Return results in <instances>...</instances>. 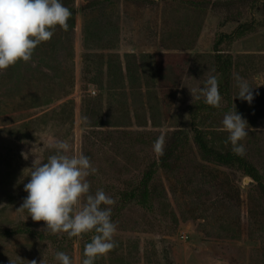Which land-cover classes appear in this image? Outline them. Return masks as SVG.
Returning <instances> with one entry per match:
<instances>
[{"label":"rangeland","instance_id":"obj_1","mask_svg":"<svg viewBox=\"0 0 264 264\" xmlns=\"http://www.w3.org/2000/svg\"><path fill=\"white\" fill-rule=\"evenodd\" d=\"M62 3L77 10L68 30L57 26L29 62L0 71V224L48 230L20 209L24 186L34 162H46L54 144L66 141L68 155L87 156L95 169L86 178L90 192L102 189L115 201L117 246L95 264H264L256 183L238 167L204 160L190 119L205 103L200 90L209 76L219 91L224 84L214 50L219 36L252 24L221 44L233 60L228 96L219 108H201L197 121L211 145L231 149L222 120L236 109L248 123L244 156L264 176V0ZM237 77L253 87L251 104L236 98ZM179 129L176 158L155 173L152 208L136 201L117 207L118 193L136 188L158 160L155 140L163 136L165 150ZM56 235L0 236V264H59L58 251L82 264L95 233Z\"/></svg>","mask_w":264,"mask_h":264},{"label":"clouds","instance_id":"obj_2","mask_svg":"<svg viewBox=\"0 0 264 264\" xmlns=\"http://www.w3.org/2000/svg\"><path fill=\"white\" fill-rule=\"evenodd\" d=\"M72 16L62 0H0V71L17 62H29L33 52L42 42L49 41L55 28L68 30ZM237 97L249 104L254 99L253 87L243 78L237 77ZM205 103L219 108L222 96L215 75L209 76L200 90ZM228 133V142L236 155L245 154L242 141L249 135L248 123L240 113L228 112L222 120ZM165 138L158 137L153 144L157 156L164 155ZM55 153L44 163H35L30 171V180L24 186L27 193L20 209L26 210L33 221H44L52 234L66 233L69 238H80L95 233L85 245L82 264H95L97 258L112 251L117 243L114 236L117 225L112 221L113 198L102 189L90 192L86 179L95 172L90 159L81 154L70 156L69 144L58 141ZM84 199L83 206L81 200ZM55 259L59 264H72V259L58 251ZM36 264V261H32Z\"/></svg>","mask_w":264,"mask_h":264},{"label":"trees","instance_id":"obj_3","mask_svg":"<svg viewBox=\"0 0 264 264\" xmlns=\"http://www.w3.org/2000/svg\"><path fill=\"white\" fill-rule=\"evenodd\" d=\"M197 4L196 1H194ZM88 5H83L84 9ZM72 12V16L70 18H74L76 15V8H69ZM252 24L242 23L232 32V34L222 33L218 40L216 41L214 50L216 52V66L218 72L224 78V84L220 87L221 96H228V84H229V75L231 72V68L233 65V60L230 55H225L220 46L226 41H229L235 38L237 35L246 33L252 29ZM201 108H209L207 110H212L214 107L204 103L202 105L197 106L192 110L191 126L193 130V141L195 146L197 147L202 158L208 162L225 166V167H238L243 172L251 177V179L256 183L257 190L264 200V176L259 170V168L249 159H247L244 155H236L232 152L231 149H219L210 144L204 130L198 124V116ZM181 141V129L176 131L169 141L166 149L164 150V155L159 156L158 160L150 163L144 173L141 183L134 189L129 191H123L118 193L119 199L117 201L116 206H127L131 202L136 201L139 205H141L144 209L152 208V196L153 191L151 190V185L153 183V179L158 167H165L170 164V162L176 158L178 150L180 148ZM18 234H27L32 237H38L41 239L50 238L55 241L58 237L56 234H49V231H42L36 229L30 223L26 221H20L18 223L1 225L0 224V236L8 237L14 236ZM69 239L68 236L65 237Z\"/></svg>","mask_w":264,"mask_h":264},{"label":"built area","instance_id":"obj_4","mask_svg":"<svg viewBox=\"0 0 264 264\" xmlns=\"http://www.w3.org/2000/svg\"><path fill=\"white\" fill-rule=\"evenodd\" d=\"M94 93H96V91H93Z\"/></svg>","mask_w":264,"mask_h":264}]
</instances>
